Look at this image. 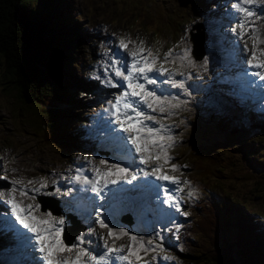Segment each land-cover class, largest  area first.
Returning a JSON list of instances; mask_svg holds the SVG:
<instances>
[{"label": "rangeland", "instance_id": "1", "mask_svg": "<svg viewBox=\"0 0 264 264\" xmlns=\"http://www.w3.org/2000/svg\"><path fill=\"white\" fill-rule=\"evenodd\" d=\"M233 2L234 0H63L60 12L66 13L72 23H78V27H75L77 33L68 38L67 46L70 49H66V52L76 57L83 55L85 59L80 63V68L83 72L91 67L94 69L92 80L96 87L85 86L77 80L72 82L69 90L73 94L72 101L58 106L63 115L57 116V121L66 123L67 129L62 137H53V133L58 130L46 124L47 120L38 106L21 102L8 79H0V217H11L10 207L5 200L7 192L13 187V179L22 180L29 189L39 188V182L46 180L47 188L41 189L39 193H29L50 197L46 201L48 209L41 212L52 213V209H59L58 215L52 214L64 216L65 219L68 213L74 215L81 225H85L83 232H87L91 226L96 227L98 234H107L106 230L99 229L94 223L95 208L92 212L85 210L92 213L91 225L86 219L87 215L83 217L75 212V201L88 196L91 191L90 186L71 181L80 168L83 169V175L92 178V165L83 159L86 156L93 158L97 164L100 159L114 162V148L106 131V121L111 118L104 113V108L107 101L113 99L114 94L121 89L106 86L96 76L103 78L105 63H110L113 55H120L122 50L118 45L122 36L137 41L144 40L145 46L152 48L161 62L164 53L172 49L171 59L175 63H166L165 67L183 73V76L177 74L173 79H183L187 91L173 88L169 83L159 85L166 90L164 95L186 101L180 108L173 110L174 115L163 121L176 137L170 155L173 162L181 168L173 174L181 180L191 182L189 186L182 185L184 192L179 194L184 197L181 210L190 215V208L194 207L190 202L196 199H188L187 191L190 187L196 190L197 195H205L199 187L203 186L216 193V206L225 213L222 220H233L235 206L232 201L245 202L260 216L264 214V134L259 131V126L264 125V95H251V92L245 91L244 84H239L241 88L237 90L235 84L231 83V80L240 77L248 69L243 52L244 44L237 36L239 29L232 31L240 18L231 7ZM36 5L37 3H33V6ZM146 8L149 10L146 11ZM255 10L264 15V6L256 7ZM197 25H201L200 30L206 35L205 56L201 60H195L191 52L193 44L190 31L197 32L194 28ZM257 25L264 35V21H257ZM248 47L251 50V40L248 41ZM260 47L264 48V45ZM185 50H189L193 62L191 65L187 61L182 63L179 59ZM167 78V74L159 76L162 81ZM261 87L264 91V86ZM217 111H220L218 116L215 114ZM248 113L255 118L254 123L246 121ZM189 152L190 155L187 156ZM145 179L142 175L137 177L138 184L153 191V211L144 206L140 217L135 214L131 217V225L121 222L126 214L118 218L122 227L142 238L145 243L148 239L157 240V233L162 235V240L158 242L164 251L150 252L144 259L148 264H208L201 254L200 240L195 243L194 248L191 246L190 253L172 248L175 242L170 241L168 231L175 228V224L182 226L186 216H176L169 206L162 210L160 201L154 194L156 188L141 183ZM153 179L148 180L152 182ZM28 180L36 183L27 185ZM135 185L125 182L110 185L109 188L114 191L108 192L107 198L117 200L120 189H131ZM16 187L20 188L21 185ZM56 187L60 188L59 193L56 192ZM84 187H89L88 193L81 191ZM166 187L175 188L174 185ZM68 189H72L71 195L65 194ZM160 195H164L162 189ZM16 198L25 205L37 203L21 197L19 191ZM97 200V207L100 204L106 207L107 199L100 200L96 194L95 201ZM258 219L264 221L262 217ZM138 220L140 224H137ZM66 221L68 225L69 221ZM229 229V225H223V231L228 235ZM193 236L197 237L198 234ZM116 243L127 245L129 240L123 237ZM198 254L200 257H197ZM40 255L38 250L26 246L14 229L0 222V264H42ZM153 255L157 256L156 260L152 259ZM165 256L171 259L165 260Z\"/></svg>", "mask_w": 264, "mask_h": 264}, {"label": "snow or ice", "instance_id": "2", "mask_svg": "<svg viewBox=\"0 0 264 264\" xmlns=\"http://www.w3.org/2000/svg\"><path fill=\"white\" fill-rule=\"evenodd\" d=\"M259 6H264V0H234L231 7L240 18L232 31L236 32V29H239L237 36L244 44L246 63L252 70L251 72L246 70L244 74L264 81V48L260 47L264 45V35L261 34L260 27L257 25V21H264V15L255 10ZM249 40L252 42L251 50L248 47ZM118 47L122 51L118 56L113 55L110 63H105L104 77L96 76L106 86L121 89L114 94L113 99L107 101V106L104 108V113L111 118L106 121V131L114 148V162L100 159L97 164L93 158L86 156L83 159L92 165V178L89 179L83 175V169L80 168L77 169L78 174L72 178L71 182L90 186V191L96 193L100 200H104L108 192L114 191L109 188L110 185H121L122 182L132 184L140 175L145 178H154L161 183L152 185L148 179L141 183L156 188L158 200L162 189L166 197L162 203L188 216V212L181 210V201L184 197L179 194L184 192L182 185L189 186L191 182L181 180L173 174L181 168L173 162V157L170 155V150L175 146L176 137L171 134L170 127L163 122L174 115L173 110L180 108L186 101H180L175 96L164 95L166 90L159 87L163 83H169L173 88L185 89L183 79L179 81L173 79V76L177 74L183 76V73L165 67L166 63H175V60L171 59L172 49L164 53L161 62L159 55L155 54L152 48L145 46L144 40L137 41L122 36L119 38ZM124 53L127 55L125 56ZM179 59L182 63L184 61H187L189 65L193 63L189 50H185ZM166 74L168 77L166 80L159 79V76ZM112 125L115 127H111ZM34 183L36 182L33 180L27 181V185ZM11 184L13 187L7 192L5 200L10 207L11 217H0V222L14 229L26 246L38 250L42 264H117V262L141 264L142 261L143 264H148L144 259L148 253L164 251L158 242L162 240L160 233L156 234L157 240L148 239L145 243L142 238L131 234L124 227L116 226L110 214H105V205L96 206L95 198H92V205L96 211L94 223L99 229L106 230L107 234H98L96 227L90 226L87 232L76 236L75 243L68 244L65 242L67 221L64 216L57 217L51 212H41L40 203L25 205L16 198V193L19 191L21 197L36 201V196L29 195V192L39 193L41 189L48 187V181L41 180L39 188L32 189H29L22 180L13 179ZM16 185L21 187L17 188ZM166 185H174L175 188L171 189ZM87 190L89 187L81 189V191ZM56 192H60L59 187H56ZM71 192L72 189H68L65 194L71 195ZM196 195V190L189 187L187 198L193 199ZM37 213L40 214L37 215ZM91 216L92 213L89 212L86 217L90 225L93 223ZM16 225L20 228H16ZM174 227L179 233L182 226L175 224ZM20 229L26 231L21 232ZM28 233L31 235H27ZM123 237H127L129 243L117 245L116 242ZM152 259L156 260L157 256L153 255ZM164 259L171 258L165 256Z\"/></svg>", "mask_w": 264, "mask_h": 264}, {"label": "trees", "instance_id": "3", "mask_svg": "<svg viewBox=\"0 0 264 264\" xmlns=\"http://www.w3.org/2000/svg\"><path fill=\"white\" fill-rule=\"evenodd\" d=\"M62 4L63 0H0V79H8L21 102L38 106L46 124L58 130L53 137H62L67 129L57 121L63 115L58 106L72 101V82L96 87L93 68H80L83 55L66 52L78 23L60 12ZM200 199L196 210L202 212L189 222L190 234H181L183 244L194 248L200 240L208 264H264V222L257 219L259 213L245 202L232 201L233 220H222L225 213L216 206L214 193ZM224 224L230 226L229 235Z\"/></svg>", "mask_w": 264, "mask_h": 264}, {"label": "bare ground", "instance_id": "4", "mask_svg": "<svg viewBox=\"0 0 264 264\" xmlns=\"http://www.w3.org/2000/svg\"><path fill=\"white\" fill-rule=\"evenodd\" d=\"M238 64H243V62L242 63L238 62ZM152 185H158V181H155L153 179ZM128 190L129 189H125V188L120 189L119 190V192H120L119 198L117 200L116 199L113 200L115 202V207L113 209H110V208L106 209V212H109L108 214H110L114 224L116 226H119V227H122V224L118 223V218L120 215L127 214L130 216H133L135 214V215L140 217V215L142 213V208L144 206L152 208V211L154 208L153 207L154 202L152 201V194H151L152 192L149 188H145L144 186L139 184V186L135 187L134 190H132V191H128ZM87 193H88V190H87ZM156 193H157V190H156ZM92 198L96 199V193L91 192V193H89L88 196H85L83 199H77L74 203V206H73V208L77 207V211H75V212L79 215H83V217H85V215H87L89 213L87 211L91 210V212H92V210H94V207L92 205ZM108 198L106 195L105 199H108ZM109 201H112V200H108V202ZM95 203L97 204L98 200L95 201ZM161 207H162V209H165L167 207V205L162 204ZM169 208L176 214V216L181 215V213L177 212L175 208L170 207V206H169ZM85 210H87V211H85ZM137 224H140L139 220H138ZM16 228H18V227H16ZM128 229L131 230L132 228H128ZM20 231L25 232L26 230L20 229ZM27 235L30 236L31 234L28 233ZM16 239H18V238H16Z\"/></svg>", "mask_w": 264, "mask_h": 264}, {"label": "water", "instance_id": "5", "mask_svg": "<svg viewBox=\"0 0 264 264\" xmlns=\"http://www.w3.org/2000/svg\"><path fill=\"white\" fill-rule=\"evenodd\" d=\"M194 28L197 29V32L192 33V31H190V35H191L190 40L193 44L192 45V54L196 60H201L205 56L204 42L206 40V35L204 32H202L200 30L201 25H197ZM261 132L264 133V126H263ZM37 200L41 204V209L45 210L46 206L44 203H45V201L49 200V197L48 196H38ZM56 214H58V211H56ZM67 219H69L73 225L72 226L67 225L65 227V230H66L65 234H64L65 235V242L68 244H72L75 241L76 236L79 235L80 232L83 231L85 227L81 226L78 229L72 231L73 228L78 224V222L74 218V216H72L70 214H67ZM123 221L126 222L127 224H131V222H132L130 216H127L126 218H124Z\"/></svg>", "mask_w": 264, "mask_h": 264}]
</instances>
